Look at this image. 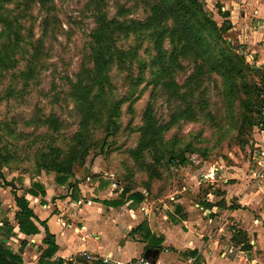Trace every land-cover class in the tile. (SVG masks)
<instances>
[{
    "label": "rangeland",
    "instance_id": "374dc122",
    "mask_svg": "<svg viewBox=\"0 0 264 264\" xmlns=\"http://www.w3.org/2000/svg\"><path fill=\"white\" fill-rule=\"evenodd\" d=\"M52 1L49 30L42 24L47 16L40 4L25 13L14 1L5 8L22 17L24 39L23 49L11 54L18 63L0 77V169L13 184L0 186V240L7 238L18 249L14 193L33 212L37 205L28 196L45 197L48 191L53 199L79 204L113 193L117 198L107 202L115 207L141 193L137 208L160 212L165 205L181 206L174 200L186 195L200 204L204 192L221 189L216 185L232 174L244 177L247 149L261 128L255 125L258 113L247 103L258 106L264 97L257 91L264 87V71L230 35V14L219 0L197 3L221 35L196 29L173 35L182 21L195 19L180 12L175 23L171 16L151 30L121 36L117 47L123 62L118 53L111 54L107 81H78L93 68L90 0ZM145 1L104 0V12L110 19L143 21L151 10ZM5 38L0 37V50ZM225 42L230 50L223 51ZM35 46L41 63L36 60V70L24 81ZM231 50L242 58L243 74L230 69ZM180 152L186 153L184 162L170 161V153ZM212 168L217 183L202 182ZM38 227L32 235L37 247L25 249L33 257L46 248L40 244L43 227Z\"/></svg>",
    "mask_w": 264,
    "mask_h": 264
},
{
    "label": "crops",
    "instance_id": "0c3cea01",
    "mask_svg": "<svg viewBox=\"0 0 264 264\" xmlns=\"http://www.w3.org/2000/svg\"><path fill=\"white\" fill-rule=\"evenodd\" d=\"M219 1L230 14V35L264 71V0ZM258 110L261 128H256L247 149L248 165L251 151L264 147V102ZM246 174H232L216 185L221 189L207 190L200 204L186 195L174 200L181 206L165 205L160 212L147 208L143 212L135 199L115 207L107 202L117 198L113 193L80 204L70 198L53 199L50 191L28 199L34 200L36 216L55 235L58 251L53 259L62 264H103L83 254L128 261L144 256L147 248L159 250L156 264H264V182L255 183ZM201 181L214 185L218 180ZM40 235L44 245V227ZM18 238L17 250L11 241L6 246L21 255L23 264H37L41 253L34 257L25 253L37 247L36 240L20 232ZM159 241L160 248L154 247Z\"/></svg>",
    "mask_w": 264,
    "mask_h": 264
},
{
    "label": "trees",
    "instance_id": "16d2710c",
    "mask_svg": "<svg viewBox=\"0 0 264 264\" xmlns=\"http://www.w3.org/2000/svg\"><path fill=\"white\" fill-rule=\"evenodd\" d=\"M18 5L21 4L22 9L25 12L29 11L35 3L41 5V9L46 11V18L43 20L42 24L46 30H49L51 14V4L52 0H0V26L2 27V32L0 37L5 36L6 44H4L0 50V77L7 72L12 66L17 64L11 54H14L15 50L23 49V24L20 22L19 17H15L7 9L8 3L13 2ZM146 6L151 10L148 16L143 20L136 19H126L124 21L117 19H110L107 17L104 5V0H90V3L94 6L93 8V17L95 27L91 29L89 33L90 40V55L88 59L93 63L92 69H85L82 75H79L78 81H107V71L112 62L113 53H118V62H123V53L117 47V42L121 36H128L131 34L137 35L144 31H148L159 25L161 22L170 18L171 16L174 19V23L179 19V16L182 17L180 12L185 16L195 17L188 22L182 21L180 27H174L172 29V34L176 32L183 31L186 29L194 31L198 34H205L204 31L214 32L219 31L220 35L222 34L221 28L217 27L216 23L211 21L205 12H202L200 9L197 0H176L174 3L173 0H148L145 1ZM48 28V29H47ZM216 32H214L216 34ZM41 40L38 41V43ZM41 45V44H38ZM230 45L225 42V47L223 51L230 50ZM32 58L28 59L25 63L24 69L25 72L22 73L24 81H27L26 73H31V71L36 70L37 65V54L40 53L39 46H35V49L31 51ZM201 55V52L199 53ZM232 57L229 58L230 69L234 68L238 71H241L240 74H243L244 70L247 68L243 65L242 58L237 55H233V51H230ZM45 58L48 57L44 52ZM221 56V55H220ZM40 60V59H38ZM46 60V59H45ZM85 60V59H84ZM83 60V61H84ZM224 60H228V57H225ZM46 62V61H45ZM41 63V60H40ZM222 63V62H221ZM27 64V65H26ZM259 93H264V87L258 88ZM258 93V95H259ZM257 95V96H258ZM81 98H85L82 96ZM264 98L259 102V105L256 106L255 102L247 103V109L253 113H258L260 115L259 108H262ZM256 108H258L256 110ZM259 119V117H258ZM257 119V120H258ZM49 120V119H48ZM257 122L255 125H258ZM170 161L175 162L177 160L172 158L174 153H170ZM8 185L13 186L12 183L6 181V177L2 170L0 169V186ZM36 194V193H33ZM222 194V193H221ZM15 202L19 210V229L20 233L25 236H32L40 232L38 224L44 227L45 237L43 238V244L46 248L41 253L37 264H62L61 260H55L54 255L58 251V245L56 244V237L54 234L50 233L47 227V224L44 221H41L29 207L28 201L24 197H20L17 193H14ZM131 198H134L138 202L143 200L141 193H136L130 195ZM9 238V237H8ZM7 238L0 240V264H23V259L19 253H16L12 248L6 246ZM159 244L154 246L160 248Z\"/></svg>",
    "mask_w": 264,
    "mask_h": 264
},
{
    "label": "built area",
    "instance_id": "2783aa9c",
    "mask_svg": "<svg viewBox=\"0 0 264 264\" xmlns=\"http://www.w3.org/2000/svg\"><path fill=\"white\" fill-rule=\"evenodd\" d=\"M215 170L214 168L211 169V171L206 175H203V178L206 180L208 178L213 179L215 175ZM247 177L255 182V183H260L264 182V147H256L253 149L250 153V159H249V165L247 169ZM89 261H102L103 264H156L153 263L151 260H148L146 258L138 257L133 260H128V261H122L116 257H106L102 256L100 259H97L94 256L88 255V254H83Z\"/></svg>",
    "mask_w": 264,
    "mask_h": 264
},
{
    "label": "water",
    "instance_id": "95a60500",
    "mask_svg": "<svg viewBox=\"0 0 264 264\" xmlns=\"http://www.w3.org/2000/svg\"><path fill=\"white\" fill-rule=\"evenodd\" d=\"M172 158L179 162H184L186 159V153L180 152L179 154H173ZM158 255H159L158 249L147 248L143 257L148 260H151L153 263H156V258L158 257Z\"/></svg>",
    "mask_w": 264,
    "mask_h": 264
}]
</instances>
